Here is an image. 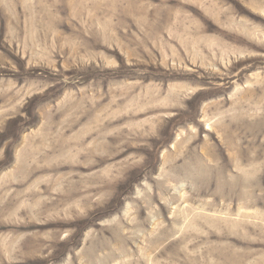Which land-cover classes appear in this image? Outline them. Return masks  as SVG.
Returning <instances> with one entry per match:
<instances>
[{
    "label": "rangeland",
    "instance_id": "rangeland-1",
    "mask_svg": "<svg viewBox=\"0 0 264 264\" xmlns=\"http://www.w3.org/2000/svg\"><path fill=\"white\" fill-rule=\"evenodd\" d=\"M0 264H264V0H0Z\"/></svg>",
    "mask_w": 264,
    "mask_h": 264
}]
</instances>
